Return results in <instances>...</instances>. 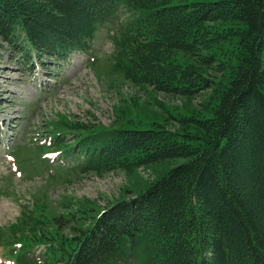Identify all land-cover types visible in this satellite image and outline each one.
I'll return each mask as SVG.
<instances>
[{
	"label": "trees",
	"instance_id": "obj_1",
	"mask_svg": "<svg viewBox=\"0 0 264 264\" xmlns=\"http://www.w3.org/2000/svg\"><path fill=\"white\" fill-rule=\"evenodd\" d=\"M231 22L237 24L233 35L227 30ZM111 27L118 29L111 37L117 39V71L134 85L185 96L213 86L204 73L178 65L177 54L228 74L226 84L219 82L212 92L211 119L195 125L202 148L132 129L85 135L77 141L83 173L175 157L190 161L141 195L99 212L73 239L58 236V230L34 235V222H46L45 215L33 218L16 239L22 248L18 264L38 245L58 246L62 264H118L139 254L143 264H264V0L186 6L168 0H0V42L26 65L32 58L66 61L73 53L88 54L99 30ZM225 39H231L233 52L228 66L211 53ZM55 145L66 147L59 139ZM243 180L262 190L257 186L259 191L244 195L237 187ZM85 210L89 206L55 220V227L74 224L88 215Z\"/></svg>",
	"mask_w": 264,
	"mask_h": 264
},
{
	"label": "rangeland",
	"instance_id": "obj_2",
	"mask_svg": "<svg viewBox=\"0 0 264 264\" xmlns=\"http://www.w3.org/2000/svg\"><path fill=\"white\" fill-rule=\"evenodd\" d=\"M219 1L223 0H168L173 6ZM229 25L231 28L224 27L233 35L237 24ZM214 28L216 32L225 30ZM117 30L113 27L99 30L88 54L73 53L66 61L32 58L29 65L0 42V246L12 257L21 253V244L16 239L21 238L33 218L45 215L42 217L46 222V225L34 222V235L55 234L58 230V236L73 239L76 230H87L99 212L141 195L190 161L175 157L111 173H83L80 153L77 159L69 152L59 165L49 166L41 160L42 147L51 148L53 136L64 134L59 143L68 147V151L70 147L76 150L74 144L79 139L82 141L85 135L99 129L103 133L124 129L157 132L202 148V134L195 125L211 119L207 112H211L216 102L212 92L219 82L226 84L228 74L217 67L208 69L200 58L177 54L178 65L204 73L203 77L213 86L185 96L134 85L117 71V39L111 38L112 31ZM230 41H221L219 48L217 45L211 52L227 66V59L233 55ZM202 53L204 57L208 54L207 50ZM262 61L264 64V56ZM262 90L264 93V85ZM166 146L172 144L168 141ZM7 156L11 158L6 161ZM237 187L244 195L262 190L261 184L254 186L245 180L237 182ZM83 206H89L90 212L85 210L87 216H79V221L75 218V225L63 224L62 230L55 227V220L77 216ZM41 251L44 249L37 251L35 257ZM27 254L23 253L30 261ZM3 258L0 252V259ZM143 263L144 257L139 254L136 264Z\"/></svg>",
	"mask_w": 264,
	"mask_h": 264
}]
</instances>
